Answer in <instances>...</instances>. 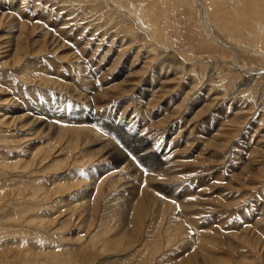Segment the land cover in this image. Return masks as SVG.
Listing matches in <instances>:
<instances>
[{
	"label": "rangeland",
	"instance_id": "1",
	"mask_svg": "<svg viewBox=\"0 0 264 264\" xmlns=\"http://www.w3.org/2000/svg\"><path fill=\"white\" fill-rule=\"evenodd\" d=\"M0 264H264V0H0Z\"/></svg>",
	"mask_w": 264,
	"mask_h": 264
},
{
	"label": "bare ground",
	"instance_id": "2",
	"mask_svg": "<svg viewBox=\"0 0 264 264\" xmlns=\"http://www.w3.org/2000/svg\"><path fill=\"white\" fill-rule=\"evenodd\" d=\"M195 2V1H194ZM230 2V1H229ZM196 6V5H195ZM254 6V5H253ZM248 7V6H247ZM139 19H140V17H139ZM141 23V22H140ZM145 23V22H144ZM143 24V23H142ZM144 25V24H143Z\"/></svg>",
	"mask_w": 264,
	"mask_h": 264
}]
</instances>
